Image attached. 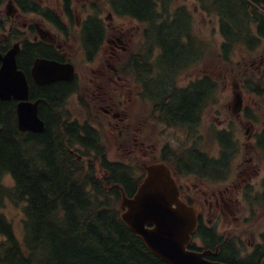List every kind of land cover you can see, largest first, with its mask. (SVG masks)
<instances>
[{
    "label": "trees",
    "instance_id": "trees-1",
    "mask_svg": "<svg viewBox=\"0 0 264 264\" xmlns=\"http://www.w3.org/2000/svg\"><path fill=\"white\" fill-rule=\"evenodd\" d=\"M199 2L205 11L219 17L226 50L240 41L254 45L258 38L253 37L252 25L258 37L264 38V0ZM154 3L119 0L128 13L140 19L153 13ZM177 12L184 21L189 19L185 8ZM174 16L162 35L159 66L166 73L176 70L184 45H191L186 30L174 31L178 15ZM183 36L188 38L186 44ZM9 44L0 43V49ZM25 52L21 51L18 65L28 75L33 58L43 52L39 47L25 48ZM143 64L150 70V64ZM196 84L174 90L167 96L166 106L186 119L194 109ZM30 87L36 89H30L31 96L40 99L38 114L45 123L39 133L19 131L15 102H0V264H165L120 218L122 192L131 196V186L140 179L131 166L108 160L106 143L96 142L89 123L64 113L66 82L40 87L30 82ZM161 104L163 107L164 101ZM9 177L11 185L6 182ZM6 198L22 203L21 237L1 211Z\"/></svg>",
    "mask_w": 264,
    "mask_h": 264
},
{
    "label": "flooded vegetation",
    "instance_id": "flooded-vegetation-1",
    "mask_svg": "<svg viewBox=\"0 0 264 264\" xmlns=\"http://www.w3.org/2000/svg\"><path fill=\"white\" fill-rule=\"evenodd\" d=\"M5 1V9H0V38L2 35L6 41L5 31H11L15 27V37L24 45V55L27 54L25 48L40 47L45 48V52L41 54L44 57L71 62L74 55L76 58L91 53L79 61V68L82 66V70H86V65L90 66L92 77L89 78L90 84H87L91 87L90 93L86 92L87 85L80 72L75 69L76 80L66 82L67 89L63 96L82 99L86 94L91 100L92 111L103 116L113 130L121 128V131H125V138L129 139L132 122L124 111H119L120 104H123L119 94H130L134 88L131 77L124 71L128 63L124 62V53L133 43L132 34L129 33L133 25L129 21H137L144 26L142 33L148 50L155 48L151 36L158 35L159 48L163 49L162 35L166 33L168 16L166 4L159 2V7H153V15L145 13L142 19L137 16L136 19L134 15L119 9L122 7L119 0L109 4L106 0H40L44 2L45 11L31 10L29 16L23 0ZM28 31L32 32V38ZM101 51H104V56ZM136 63L141 61L132 60L130 65L134 66ZM262 63L263 59L260 58L257 65L260 73L264 72ZM235 86L241 93V87ZM259 87L263 88V85ZM244 105L243 110L248 111L247 114H242V107L233 113L241 117L240 120L246 126L245 135L232 131L229 133L233 163H239L236 176L225 172L227 161L222 165L224 171L214 167L210 180L213 182L200 179L199 183L190 184L187 176L182 174H176L175 178L178 190L189 201L195 200L193 203L198 204V200L200 202L203 197V206L207 210L206 215L201 210L198 211V220L205 229L198 239V247H207L212 252L209 258L222 259L228 264H259L264 256V227L256 233V237L254 229L247 227L250 214L256 219L257 205L264 204V127L259 128L250 122L248 116L251 107L249 104ZM91 127L93 128L92 125ZM221 129L227 130V127L222 125ZM112 141L117 144L116 135L112 136ZM257 147L263 154L261 176L258 174V165L254 162ZM257 178L261 182L260 189L255 186ZM130 191H135V186H131ZM191 191H198V196L191 197ZM252 191L262 192L252 194ZM234 192L238 198L236 209L233 204ZM246 197L249 202L245 200ZM230 220L234 223H230ZM250 236L251 242L242 249L239 245L241 237Z\"/></svg>",
    "mask_w": 264,
    "mask_h": 264
},
{
    "label": "rangeland",
    "instance_id": "rangeland-1",
    "mask_svg": "<svg viewBox=\"0 0 264 264\" xmlns=\"http://www.w3.org/2000/svg\"><path fill=\"white\" fill-rule=\"evenodd\" d=\"M171 1L172 7L182 5L188 10L191 20V34L198 40L202 50L201 57L197 61L190 64V68L180 75L178 82L185 85L188 81L203 74H207L215 81H218V84L216 92L212 95L207 105L203 106L205 109L203 111L200 124L197 126L199 127V130L195 127L192 131L188 132L186 129L168 126L155 120L152 117L151 105L141 99L139 95L140 86L137 84L134 77H131L134 84L132 93L119 94V99L123 102V104H120L119 111H124L133 123V126L131 127V139L122 140L120 135H118L117 144H113L112 136L116 135L121 128L113 130L106 119L94 114V120L99 128L100 139L107 145L106 151L108 153V158L119 159L123 162H131L134 172L138 175L141 173L142 164L150 162L153 158H157L159 156L160 149L165 144L169 145L172 149H184L185 147H190L195 144L209 153L214 155L218 154L219 141L212 137L214 128L210 127V125H207L205 122L212 105H217L223 111L226 120L229 118L234 120L232 125L233 128L230 127L232 131L240 134L241 136L245 135L246 126L240 120L241 117L232 114L230 109V105L232 107L233 104V91L235 83L240 82L242 85V104H249L251 107L249 109L250 116H248L250 122L259 128L264 127V87L259 89L258 92L254 91V93H252L247 85L248 81L251 83L255 79L256 65H258L260 58L263 59L262 65L264 66V48H256L255 50H252V48H248L243 44L237 45L231 53L230 63H225L221 59V50L219 46L222 41V37L218 29V17L215 14H205L202 12L196 3V0ZM129 23L133 25V27H130L129 29V33L132 34L133 43L124 53L125 59L130 52L138 51L144 43L142 33L144 26L137 21L131 20ZM183 25L184 24L180 18L178 21V27H182ZM259 45L260 44L257 46ZM104 54V51H101V55L104 56ZM102 56L101 61L103 60ZM189 58H193L192 53L182 56L178 60V63H185ZM150 59H152V57ZM73 60L75 62V55L73 56ZM76 67L80 72V76L85 81V84H90L89 78L92 77V74L90 73V66L86 65V70H82V66L79 68L77 64ZM251 73L255 74V76ZM86 88V92L89 94L91 87L87 85ZM83 104H85L88 109L92 110L91 100L85 94L83 103L80 100L75 99L73 110L75 114L79 116L82 114V111L85 110ZM258 149V147L255 149L258 152L255 154L254 162L257 163L258 174L261 176L263 175V154L261 150ZM238 170L239 163L235 162L234 165L232 161L229 173H233V175L236 176ZM205 181L207 180H204V182ZM6 182L11 185L12 179L10 177L6 178ZM193 182H196V180L194 179ZM260 185L261 182L257 178L255 186L260 189ZM262 186L264 187V184ZM261 192L262 191H252V194ZM233 199V204L236 209L238 198L237 193L235 192ZM245 200L249 202L247 197ZM241 201L244 202L243 200ZM200 207L204 212L207 210L205 209L206 206H203V197L200 201ZM256 210L257 218L253 219V215L250 214L247 223L248 228L254 229L255 237L257 235L256 233L264 227V204H258ZM1 211L11 222V226L13 227L15 234L18 237H21L23 225L22 221L24 218L22 203H14L6 198L3 202V206L1 207ZM229 222L234 223L233 220H230ZM249 242H251V236L241 237L239 245L242 249H245Z\"/></svg>",
    "mask_w": 264,
    "mask_h": 264
},
{
    "label": "water",
    "instance_id": "water-1",
    "mask_svg": "<svg viewBox=\"0 0 264 264\" xmlns=\"http://www.w3.org/2000/svg\"><path fill=\"white\" fill-rule=\"evenodd\" d=\"M17 52L18 44H15L4 55L0 54V100L14 98L18 101L16 118L21 131L40 132L44 123L37 114L38 100H28L27 81L16 65ZM31 74L39 85L59 79L71 80L73 66L55 60L37 59ZM121 206L125 208L121 219L128 229L164 262L225 264L206 259V251L199 253L186 249L189 233L195 226L194 213L178 199L169 169L164 163L146 166V176L138 190L133 197L123 194ZM261 264H264V258Z\"/></svg>",
    "mask_w": 264,
    "mask_h": 264
}]
</instances>
